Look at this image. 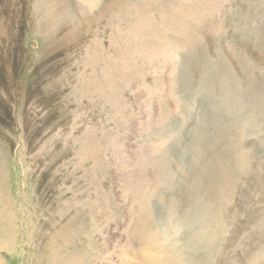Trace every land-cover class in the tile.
I'll return each instance as SVG.
<instances>
[{
    "label": "rangeland",
    "instance_id": "rangeland-1",
    "mask_svg": "<svg viewBox=\"0 0 264 264\" xmlns=\"http://www.w3.org/2000/svg\"><path fill=\"white\" fill-rule=\"evenodd\" d=\"M172 5L0 0V264H264V0Z\"/></svg>",
    "mask_w": 264,
    "mask_h": 264
},
{
    "label": "bare ground",
    "instance_id": "bare-ground-1",
    "mask_svg": "<svg viewBox=\"0 0 264 264\" xmlns=\"http://www.w3.org/2000/svg\"><path fill=\"white\" fill-rule=\"evenodd\" d=\"M193 1L194 0H172L173 5L170 6L168 8V10H166V11L163 10V12H160L159 8L156 7L157 11L159 10L158 15H157V19L160 21L159 24H157V21H156L157 19H155V20L152 19L151 21H146L140 16H139V20H137V19L134 20L132 18L133 19L132 23H131V25H129V29H128V31L130 32L131 36L129 35V33L126 34V35H124L125 33H123L121 35V39L122 40L121 39L119 40V39H116V38L115 39L117 41H121L122 44H123V42H126L127 44H129L131 46V49L133 50V52L138 54L137 56L140 55L141 51L148 52V54L147 53L146 54L148 55V57H151V58L154 55L156 56L157 53H159L160 51L162 53H164L168 49L167 45L166 46L163 45L164 43L163 44H156L157 41L155 42V40H152V41L148 40V41H151V42L148 44V46H146L144 44L143 40L136 39V37L140 35V36L146 37V38L147 37L148 38H155L158 35H162V34L166 33L167 31L168 32H172V33H179V32H182L185 28L181 26L182 24L177 28V25L179 23L178 21H181V23H184V19L185 18L193 19L195 22L197 20H199L200 18H201L200 20H203L204 17L207 15V13H205V11L204 12L203 11H196L195 12V10H192L193 7H189L188 8V12L186 14H181V12L179 10V7L180 6L190 5L191 3H193ZM121 5H122V3H121ZM135 6H137L136 8L138 10H139V8H141V7H139V5H135ZM117 8H118L117 10H119V6ZM120 10H121V8H120ZM113 13H115L114 15L118 14L119 16H124V17L125 16H128V17L130 16L129 15V9H127V8H124V10H122L120 13H117L116 11L113 12ZM196 13H199V16H197ZM130 18H131V16H130ZM111 21L112 20L110 19V22ZM117 35L118 34H116L115 36H117ZM122 47H124V45H122ZM118 50H120V48L117 49V51ZM121 51H124V50H121ZM242 161H244V160H242ZM5 227H6V225H5ZM13 232H14V230H13Z\"/></svg>",
    "mask_w": 264,
    "mask_h": 264
}]
</instances>
